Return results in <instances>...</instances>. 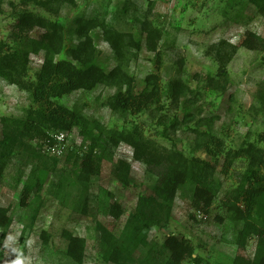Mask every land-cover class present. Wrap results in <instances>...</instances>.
<instances>
[{
    "label": "rangeland",
    "instance_id": "obj_1",
    "mask_svg": "<svg viewBox=\"0 0 264 264\" xmlns=\"http://www.w3.org/2000/svg\"><path fill=\"white\" fill-rule=\"evenodd\" d=\"M252 34L264 40V15L249 0H0V261L15 247L25 264H264V236L241 235L249 221L264 228V50ZM243 38L256 49L238 48L214 90L208 52ZM58 62L99 81L52 99L69 128L40 119L28 90ZM117 93L144 107L117 108ZM51 134L64 135L60 152ZM143 196L169 210L161 225L136 217ZM168 238L191 257L176 260Z\"/></svg>",
    "mask_w": 264,
    "mask_h": 264
},
{
    "label": "trees",
    "instance_id": "obj_2",
    "mask_svg": "<svg viewBox=\"0 0 264 264\" xmlns=\"http://www.w3.org/2000/svg\"><path fill=\"white\" fill-rule=\"evenodd\" d=\"M249 2L256 7L257 11L264 15V0H249ZM32 18L29 13H23L19 16L18 23L19 25H25L28 22H31ZM255 41L258 42L259 50H264V40L260 37L251 35ZM255 42L247 38L241 39L236 45H233L225 40L219 41L211 51L208 52L217 65V80L214 82L213 89L219 91H225L227 84L229 83V76L226 70L227 65L236 55L238 48L244 47L246 49H256ZM11 61L20 62L23 60V57L19 54L18 51H14L7 56ZM104 78L107 76L103 73ZM18 79V78H17ZM17 85L25 87V81L18 79L15 81ZM99 83L98 79L95 76L84 77L83 71L76 69L74 66L69 63L58 62L46 64L41 70L36 83L30 85V96L33 99L34 103H43L45 104V111L39 112L38 115L40 119H51L54 120V124L57 128L63 127V124H68V128L72 126V123H75V118L72 113L62 107L61 105L55 104L52 99L60 97L65 93H69L74 90H91L95 85ZM26 88V87H25ZM114 105L123 110L129 111L132 113H137L142 110L144 107L143 97L139 95H128L125 93H117L114 98ZM29 127H34L33 122L27 123ZM35 128V127H34ZM36 129V128H35ZM59 132L55 130V132ZM54 132V131H53ZM47 140H50V135L45 136ZM237 156V153L233 155ZM85 166L90 168L91 160H86L84 162ZM262 170L264 173V164H262ZM253 174L251 175L252 178ZM251 180V179H250ZM254 181L260 182V178H254ZM253 181V182H254ZM177 184L179 180H175ZM174 186V187H173ZM167 186L162 189H167L169 193H173L178 185ZM253 184H250L247 189H242L239 193L241 202L245 204L246 212L250 214L256 206V199L259 198L258 193L251 194V189ZM169 210L162 207L156 202V200L149 196H143L138 199L136 205V217L148 223L149 225H161L163 220L168 216ZM252 231L254 235H257L261 238L264 236V228L256 227L250 221L245 224L241 231V235L244 238H247L248 233ZM103 237V236H102ZM101 237V238H102ZM130 241V238L126 235L122 236L121 242L123 247L126 246ZM166 244L169 247L172 256L176 260H180L185 255H192L191 250L179 248L176 240L168 238ZM259 255L264 256V244H260L257 248Z\"/></svg>",
    "mask_w": 264,
    "mask_h": 264
},
{
    "label": "clouds",
    "instance_id": "obj_3",
    "mask_svg": "<svg viewBox=\"0 0 264 264\" xmlns=\"http://www.w3.org/2000/svg\"><path fill=\"white\" fill-rule=\"evenodd\" d=\"M15 243V238L12 235H7L3 241V246L5 249L11 247L12 244ZM11 252L15 255L14 259L0 261V264H25L26 257L23 252L15 247H11Z\"/></svg>",
    "mask_w": 264,
    "mask_h": 264
},
{
    "label": "built area",
    "instance_id": "obj_4",
    "mask_svg": "<svg viewBox=\"0 0 264 264\" xmlns=\"http://www.w3.org/2000/svg\"><path fill=\"white\" fill-rule=\"evenodd\" d=\"M54 147H56L57 152H60V145L64 142V135L62 134H51L49 140Z\"/></svg>",
    "mask_w": 264,
    "mask_h": 264
}]
</instances>
